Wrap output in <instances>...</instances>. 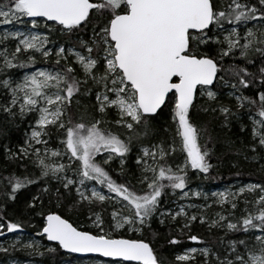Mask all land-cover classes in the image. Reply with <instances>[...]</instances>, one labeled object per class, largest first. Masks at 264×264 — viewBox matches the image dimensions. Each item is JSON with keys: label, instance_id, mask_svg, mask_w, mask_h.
I'll use <instances>...</instances> for the list:
<instances>
[{"label": "snow or ice", "instance_id": "6c2138e0", "mask_svg": "<svg viewBox=\"0 0 264 264\" xmlns=\"http://www.w3.org/2000/svg\"><path fill=\"white\" fill-rule=\"evenodd\" d=\"M0 28V116L29 129L15 148L0 145L25 169L0 173V237L15 234L0 252L19 245L110 258L104 264H264V182L212 192L211 204L165 206L169 196L209 199L186 190L190 171L208 178L213 169L201 143L208 129L194 112L216 113L225 127L247 114L249 149L264 150V0H3ZM38 57L47 68L13 71ZM82 97L91 99L80 111ZM33 185L16 212L18 194ZM213 205L221 211L210 218ZM154 220L167 245L196 246L163 252ZM26 222L55 247L22 242ZM196 222L245 235L221 255L200 246Z\"/></svg>", "mask_w": 264, "mask_h": 264}, {"label": "trees", "instance_id": "16d2710c", "mask_svg": "<svg viewBox=\"0 0 264 264\" xmlns=\"http://www.w3.org/2000/svg\"><path fill=\"white\" fill-rule=\"evenodd\" d=\"M0 2H3V0H0ZM38 64L39 63H37L32 68L14 69L13 71L18 72L21 75L25 72L33 70V68L37 67ZM90 99V97L81 98L80 111H83L84 107L88 105ZM223 99L225 103L228 102L227 97H224ZM75 110L76 109L74 106V111ZM193 118L196 123L206 126L208 129V133L203 137L201 143L203 144L205 141H207L208 147L212 149L210 163H212L213 169L208 178H204L203 174L193 173L190 171L188 188L195 187L199 184L207 187L218 188L232 184L264 182V150L258 148L257 153L254 154L249 149V145L253 143V141L250 135L251 121L248 119L247 114L243 115L239 120L236 118L230 119L227 127H225L223 124L224 118L216 113L203 111L194 112ZM27 119H31V117H28ZM167 120L168 116L167 113H165V115L162 116L157 122V126L160 128L159 134L161 138L166 135V133L163 132V128L166 127L165 121ZM26 124V122L20 121H18L17 124H10L7 123L2 116H0V145L8 144L10 147L15 148V145L19 142H22L24 138V133L27 129ZM241 126L244 127V131H241ZM209 137H211V139H209ZM136 151V148H133V151L129 156L128 163L125 166L130 172L136 171V166L134 163ZM245 156H247L248 159H245ZM253 157H255V159H253ZM23 163H27V161H24ZM113 167L117 170L119 169V166L117 167L115 162L113 163ZM9 171L20 173L24 172L25 169L23 167H19L16 163L6 160L3 150L0 148V173L7 175ZM113 175L115 176V173H113ZM128 178L132 179L131 176ZM36 191L37 188L35 185H33L28 189L22 190L18 194L16 212H19L20 209H22L24 201L29 199ZM245 195L249 199L253 197L248 193H245ZM175 199L176 197H167L165 206L170 208ZM196 202L199 203L200 201L196 200ZM240 208H243L242 204L240 205ZM217 209L218 207L216 206L207 208L205 209V214L211 218L214 216L216 211L218 212ZM8 211L10 215H13V207L11 202L9 204ZM240 214V209L238 208L236 215L239 216ZM13 218H15L14 215ZM39 221L40 218L35 217L32 220V224H35L36 228H38ZM152 227L163 234L158 238V240L159 244L163 245L161 250L165 253H171L174 250H181L190 246H196L191 244L186 239L179 246L167 245L165 240L167 229L162 227L158 221L155 220L153 221ZM36 228H33L26 222L25 231L22 234L34 236V238L37 241H40L41 244L55 247V245L48 243L41 237H37L35 235ZM192 234L197 235L204 241V244L200 245L201 247H209L213 252H220L221 255L225 254L227 241L229 239H238L245 235L244 233H228L225 235V231L222 229L213 228L209 230L207 225L199 224L198 222L193 224ZM148 235L149 238H151V235ZM9 236L10 235H8L7 238ZM222 240L223 243L221 242ZM0 241H4V237H2ZM2 247L9 246L5 244L2 245ZM39 251L42 252L43 255L35 254L33 250L23 249L19 245L16 249L9 248V251L6 253L0 252V264H4L10 259H15L21 262H30L31 264H63V262H72L78 260H87L89 262L98 260L102 261L103 263L107 261L92 257L79 258L73 255H67L59 249H57V251L54 253H50L47 252L44 247H41Z\"/></svg>", "mask_w": 264, "mask_h": 264}, {"label": "rangeland", "instance_id": "374dc122", "mask_svg": "<svg viewBox=\"0 0 264 264\" xmlns=\"http://www.w3.org/2000/svg\"><path fill=\"white\" fill-rule=\"evenodd\" d=\"M17 27H21L22 28V26H17ZM3 30H4L3 28H0V31H3ZM9 43L11 44V43H14V42L13 41H9ZM38 63L39 64L37 65V67L33 68V70L29 71L28 73H30L32 71H35L37 68L45 69V68L48 67L47 64H44L42 62V58L38 57ZM23 74H21V75H23ZM26 128L27 129H26L25 132L29 131L27 124H26ZM116 165H117V167L119 166L117 163H116ZM245 184H247V183H245ZM245 184H232V185H229V186H222V187H218V188L207 187V186H204L202 184H199V185H197L195 187H190V188H188L186 190L189 191L190 193L191 192H201L202 194H206L209 197L207 202L203 199V196L200 197V198H197L195 196H190V199H188V200H178L176 198L175 201H173V203H172L170 208L175 210V209H177V205L185 204V203H193V204H196V205H204L205 203L211 204L213 199H214L211 196L212 192H219V191H225V190L235 191L238 187L243 186ZM250 195H252V194H250ZM252 198H250V199H252ZM196 200H198L200 202L198 203V202H196ZM213 206H216V205H213ZM216 207H218V206H216ZM217 210H218V212L221 211V209L219 207H218ZM189 211L190 212H199V209H190ZM214 216H215V214H214ZM8 235H10V236L7 239L4 238V241H0V246L5 245V244H7L9 246V244L14 240L15 234H8ZM24 235L25 234H19V238L21 239L22 242H29L30 240L35 239L34 236H27V235L24 236ZM1 238L2 237H0V239ZM4 264H31V263L30 262L29 263L28 262H21V261L15 260V259H10V260H7V262L4 263ZM63 264H66V262H63ZM71 264H104V263L102 261H98V260H93V261H90V262L87 261V260H82V261L78 260V261H72Z\"/></svg>", "mask_w": 264, "mask_h": 264}, {"label": "water", "instance_id": "95a60500", "mask_svg": "<svg viewBox=\"0 0 264 264\" xmlns=\"http://www.w3.org/2000/svg\"><path fill=\"white\" fill-rule=\"evenodd\" d=\"M47 242H48V241H47ZM48 243L55 245L53 242H48ZM65 254H67V253H65ZM67 255H73V256H75V257H79V258H88V257H92V258H100V259H102V260H109V259H110V258L96 257V256H87V257H85V256H80L79 254H67Z\"/></svg>", "mask_w": 264, "mask_h": 264}]
</instances>
